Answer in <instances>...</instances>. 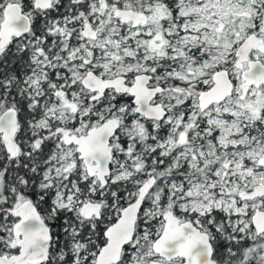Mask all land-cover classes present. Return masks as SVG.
Segmentation results:
<instances>
[{"label": "snow or ice", "instance_id": "1", "mask_svg": "<svg viewBox=\"0 0 264 264\" xmlns=\"http://www.w3.org/2000/svg\"><path fill=\"white\" fill-rule=\"evenodd\" d=\"M0 264H264V0H0Z\"/></svg>", "mask_w": 264, "mask_h": 264}]
</instances>
